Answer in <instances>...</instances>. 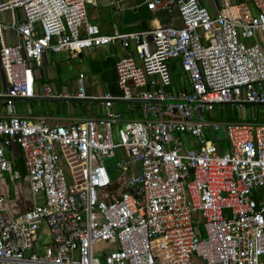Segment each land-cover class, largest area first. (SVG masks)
<instances>
[{
	"label": "built area",
	"instance_id": "obj_1",
	"mask_svg": "<svg viewBox=\"0 0 264 264\" xmlns=\"http://www.w3.org/2000/svg\"><path fill=\"white\" fill-rule=\"evenodd\" d=\"M201 1L0 0V172L17 177L7 154L19 148L31 195L15 210L0 180V264H264V122L207 117L227 102L264 106V0ZM95 4H142L177 23L105 34L87 20ZM115 43L119 94L97 97L144 102L119 111L105 101L64 124L16 113V97L58 95L34 90L45 51ZM173 59L187 88H173ZM82 76L59 96L85 97Z\"/></svg>",
	"mask_w": 264,
	"mask_h": 264
},
{
	"label": "crops",
	"instance_id": "obj_2",
	"mask_svg": "<svg viewBox=\"0 0 264 264\" xmlns=\"http://www.w3.org/2000/svg\"><path fill=\"white\" fill-rule=\"evenodd\" d=\"M234 1H238V0H234ZM124 5L125 6L123 7L122 10H114L111 4H95L94 7L88 5L90 8H89V13L87 14V20L89 22L96 24L99 27V30L105 34L111 33L113 30H132V29L152 27V25L147 20H149V16L154 13H151L150 11L146 10L144 5L142 4H124ZM105 7L109 8L113 14L118 16V19L116 21L106 22L100 16L97 10ZM0 17L6 19L8 17V14H2L0 15ZM172 21H174L175 23L176 18L172 20L170 19L168 23H164V24H169ZM59 53L63 54L62 57L63 59H60V61L69 62L68 59L72 58L74 63L80 66V69L78 70L77 75L71 84L70 93H72L75 90L78 81V74L81 73L83 75L81 78L82 86L84 80L87 79V74H89L90 77L94 78V80L100 82L99 87L101 86L103 90L102 92L98 88V94L87 95L86 93H84L85 96L97 97L101 93H108L111 95L119 94V89L116 84L114 63L117 58L116 56L124 54L125 51L118 45V43L107 46L87 48L82 50L81 52L76 53L73 56H71V54L66 51H62L58 53L45 51L41 55L40 63L32 64L34 70V90L36 93L38 94L40 93V89L43 84H48L51 87V89L54 90L56 94H58L57 96H59V94H67V93L70 94L69 92L65 93L58 91L55 84L52 82V79L55 77V74L51 71V65L56 61L55 55ZM172 61L178 63L177 59H173ZM90 77L88 76V78ZM1 78L2 76L0 75V80ZM181 79L184 80V86L185 88H187V84L183 77V73ZM36 96H40V95H36ZM16 101L18 100H15V102ZM52 103L54 105H52ZM115 103H121V102H115ZM125 104H126L125 109L119 111H125L127 109L128 103ZM35 105L39 108L46 109L47 111L51 110V112H58L59 115L58 113L45 114V115L43 114L31 115L30 113H18V112L16 113L27 117L44 116L47 118L49 123L56 122V123L64 124L73 119H77L81 117L88 118V117L96 116L103 113L106 110V108L102 105L103 108L95 107L94 110L90 108V112H91L90 114L79 116L73 113L70 102L67 101H47V102L39 101L36 102ZM112 105L113 104L111 103L110 109L118 110V109H113ZM7 157L12 170L17 172L16 173L17 177L15 178L14 177L10 178L11 177V175H9L10 173L6 172L8 174V179L12 182H15L16 179H20L19 183L15 185L14 196L13 198L9 199V201L11 202V205L14 206L15 210H20L21 208L27 207L31 204V195L29 193L27 184H26V188L23 187V180L26 181V177H25V169L23 166V160L19 148L14 147L13 149H11L8 152ZM18 158L21 159V163L17 162ZM0 178L3 180L1 176ZM25 189L28 191L30 195V200H28L25 195Z\"/></svg>",
	"mask_w": 264,
	"mask_h": 264
},
{
	"label": "rangeland",
	"instance_id": "obj_3",
	"mask_svg": "<svg viewBox=\"0 0 264 264\" xmlns=\"http://www.w3.org/2000/svg\"><path fill=\"white\" fill-rule=\"evenodd\" d=\"M202 4H205V1H201ZM89 6H86V14L89 13ZM100 14V16L106 21V22H113L118 19V16L113 14L112 11L109 8H102L97 10ZM175 13H167V12H160V13H154L149 16V20H147L152 26L161 25L164 23H168L170 19L175 18ZM157 22V23H156ZM177 23V22H176ZM248 41V40H247ZM121 56H116L117 58ZM56 61L51 65V71L55 74V77L52 79V82L55 84L56 88L60 92H69L71 91V84L74 81L78 70L80 69L79 65H76L72 58H69V62L60 61V59H63V54L59 53L55 55ZM68 57V56H67ZM89 74H87V79L84 80L83 87H84V93L87 95H95L98 94V88L103 92L100 82L94 80V78L90 77ZM181 77L182 73L179 69H175L173 73L171 74V79L173 81V88L176 85L177 82L180 81L181 83ZM32 102V103H30ZM36 102L39 101H16L15 111L18 113H30L31 115H38V114H56L58 112H51V110L47 111L46 109L39 108L35 105ZM68 104V103H67ZM113 109L123 110L126 107L125 103H112ZM52 105H54L52 103ZM70 105L72 107V111L75 115L84 116L90 114V108L95 109V107H102L103 104L100 102H70ZM59 115V113H58ZM54 116V115H53ZM56 117V116H55ZM84 118V117H81ZM212 119L218 120V121H241V122H256L261 123L264 122V106L261 105H219L215 106L212 111ZM210 138H214L221 135V130L217 132H209ZM222 144L225 145V140L222 141ZM60 150L62 153H65V150L63 147H60ZM120 158L119 153L117 150L115 151V154L112 158L107 159L105 161L106 167L109 170V176H115L116 172L114 170V163L118 161ZM63 165V172L65 176L66 183L69 187L74 185L73 177L71 176L68 166L66 165V160H62ZM14 174L17 172L14 171ZM0 176L3 178V180L0 178L2 185V191L6 197L9 199L13 198L14 196V189L15 185L19 183L20 179H16L15 182H12L8 179V174L6 172H0ZM26 181L23 180V187L26 188ZM4 188H6V192L4 191ZM25 195L28 200H30V195L28 191L25 189ZM29 196V197H28ZM201 229V225H199ZM40 238L36 241V246L43 244L47 238L48 233L46 226L42 224L41 230H40ZM108 247V244L105 241H101L93 246L94 251L99 256V259H102V250L104 248Z\"/></svg>",
	"mask_w": 264,
	"mask_h": 264
},
{
	"label": "water",
	"instance_id": "obj_4",
	"mask_svg": "<svg viewBox=\"0 0 264 264\" xmlns=\"http://www.w3.org/2000/svg\"><path fill=\"white\" fill-rule=\"evenodd\" d=\"M264 47V44H263ZM14 100H21V101H67V102H100L103 103L105 101H109L111 103L114 102H121V103H141L144 102L143 100L139 99H122V98H110V99H104L100 97H73V96H31V97H16ZM155 102V101H152ZM262 105L258 102H227L223 103L222 105ZM5 193L6 188H4Z\"/></svg>",
	"mask_w": 264,
	"mask_h": 264
},
{
	"label": "trees",
	"instance_id": "obj_5",
	"mask_svg": "<svg viewBox=\"0 0 264 264\" xmlns=\"http://www.w3.org/2000/svg\"><path fill=\"white\" fill-rule=\"evenodd\" d=\"M167 65H168V69H169V72H170V76H171V74L173 73V71H174L175 69H179V64H178L177 62L172 61V60H169V61L167 62ZM179 70H180V69H179ZM211 116H212V112H211L210 114L207 115L208 118H211ZM211 119H212V118H211ZM17 162H18V163H21V159L18 158V159H17Z\"/></svg>",
	"mask_w": 264,
	"mask_h": 264
}]
</instances>
